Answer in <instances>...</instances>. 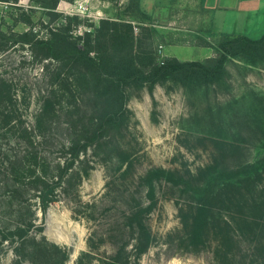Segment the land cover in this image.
I'll return each mask as SVG.
<instances>
[{
  "label": "rangeland",
  "instance_id": "obj_1",
  "mask_svg": "<svg viewBox=\"0 0 264 264\" xmlns=\"http://www.w3.org/2000/svg\"><path fill=\"white\" fill-rule=\"evenodd\" d=\"M54 1L0 0V149L9 156L23 152L24 143L14 137L22 128L38 133L36 120L43 99L55 88L48 72L57 64L14 42L12 34L30 29L37 38H45L49 30L64 28L77 37L93 33L101 20L125 21L142 36L143 46L154 53L157 62L172 57L201 61L210 52L213 56L210 46L219 38L212 34L199 8L190 7V0H139V9L149 20L138 12L136 0H58L55 6ZM21 17L29 24L18 21ZM252 23L257 25V21ZM243 27L239 19L235 29L242 31ZM125 93V121L115 135L114 153L105 158L101 153L94 155L90 148L80 156L84 162L73 165L80 178L70 191L58 190L57 200L44 217L33 206L36 228L30 235L65 250L64 264H76L82 252L90 255L88 264H100L113 257L122 242L129 244L128 264H264V171L258 173L255 184L243 186L239 214L230 204L219 215L212 210L209 220H237L231 229L222 228L232 238L230 243H220L209 230L203 243L190 245L180 208L189 216L195 205L182 195L180 185L163 178L153 182L155 201L144 220L150 242L143 253H134L132 233L125 226L135 204H148L147 189L139 182L149 172L162 170L175 179L188 180L215 160L234 165L252 162L262 154L255 130L264 129V60L247 65L241 59H228L225 74L212 85L185 88L168 80L153 86H130ZM70 101L66 97L56 108ZM65 119L64 112L59 113L52 137L39 145L40 154L53 163L63 160L60 148L67 143ZM36 140L40 138L36 136ZM31 194L27 196L31 198ZM13 222L14 216L6 214L0 225L11 227ZM250 222L260 229L259 234L251 230ZM15 261L12 244L3 242L0 264Z\"/></svg>",
  "mask_w": 264,
  "mask_h": 264
},
{
  "label": "trees",
  "instance_id": "obj_2",
  "mask_svg": "<svg viewBox=\"0 0 264 264\" xmlns=\"http://www.w3.org/2000/svg\"><path fill=\"white\" fill-rule=\"evenodd\" d=\"M135 4L141 16L149 20L150 16L139 9V0ZM18 21L29 24L27 18L21 17ZM141 29L147 31V28ZM68 31L64 28L49 30L45 38H37L30 29L11 35L16 38L14 42L39 51L42 59L57 63L48 72L51 75L49 82L55 88H51L43 99L36 120L38 133L35 135L22 128L14 136L24 143L21 154L9 156L0 149L3 159L0 164V206L3 209L0 220L6 218V214L14 216L11 227L0 225V245L6 241L12 244L16 255L14 264H64L65 250L30 235L31 229L36 228L33 206L37 205L44 217L49 205L57 200L58 190L65 194L70 191L74 181L80 178V171L73 165L84 162L80 156L88 149L92 148L94 155L101 153L105 158L114 153L117 148L115 135L125 121L126 88L153 86L168 80L185 88L212 85L225 74L228 59H241L247 65L264 60V33L256 39L221 33L216 44L210 46L214 54L209 58L180 61L172 57L157 62L154 53L143 46L142 36L134 33L129 22L101 20L93 33L84 32L77 37H72ZM0 37H3L1 33ZM66 97L71 101L58 110L56 105L63 103ZM62 112L66 116L67 143L60 148L63 160L53 163L40 154L39 145L52 137V128ZM8 120L10 117L6 116ZM255 131L262 154L252 162L229 165L215 160L188 180L175 179L171 172L162 170L151 171L140 180L139 186L147 189L148 204H135L125 218V226L131 230L135 242L134 253L139 255L148 248L150 236L144 220L155 201L153 182L160 178L174 186L180 185L182 195L195 205L189 216L180 208L182 227L190 245L203 243L209 230H213L220 243L232 241L222 228L231 229L237 220L232 218L230 223L220 221V218L219 221L209 220V217L212 210L219 215V210H224L228 204L238 213L236 210L244 201L243 186L255 184L258 173L264 171V129ZM232 152L235 153L234 148ZM29 193H32L31 198L27 196ZM33 198L35 201L31 202ZM247 221L256 223V220ZM253 222H250L251 230L259 234L260 229L254 228ZM128 245L127 242L119 243L114 256L101 260L100 264H128ZM89 257L88 253L82 252L76 264H88Z\"/></svg>",
  "mask_w": 264,
  "mask_h": 264
},
{
  "label": "crops",
  "instance_id": "obj_3",
  "mask_svg": "<svg viewBox=\"0 0 264 264\" xmlns=\"http://www.w3.org/2000/svg\"><path fill=\"white\" fill-rule=\"evenodd\" d=\"M150 1L154 3L158 0ZM189 4L190 7L199 8V13L204 15L202 18H206L205 22L209 23L212 34L217 36L221 33H227L256 39L264 33V0H190ZM162 5L166 7L168 2ZM239 19L244 25L242 31L235 29ZM249 21L251 25L248 24ZM255 21H257V25L252 23ZM225 24L230 25V27H226ZM210 53L204 57H211L212 54Z\"/></svg>",
  "mask_w": 264,
  "mask_h": 264
}]
</instances>
